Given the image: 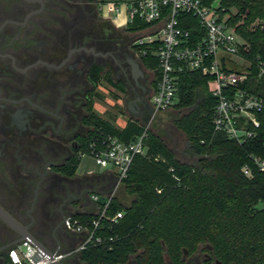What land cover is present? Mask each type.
<instances>
[{"label": "trees", "instance_id": "1", "mask_svg": "<svg viewBox=\"0 0 264 264\" xmlns=\"http://www.w3.org/2000/svg\"><path fill=\"white\" fill-rule=\"evenodd\" d=\"M217 2L225 10L222 14L237 12L230 22L245 41L247 50L241 54L249 64L242 66L249 71L243 89L264 99V79L258 78L257 67L264 63V0H202L206 6ZM179 25L189 31L191 46L203 35L191 15H180ZM122 30L133 36L156 29L138 22ZM139 60L155 92L160 80L158 61L150 56ZM232 66L242 71L238 65ZM91 76L94 97L102 81L123 90L103 68L94 67ZM210 79L201 71L181 74L178 102L168 110L173 112L171 122L185 137L189 161L177 159L163 140L149 131L146 155L134 158L121 182L131 205L125 206L117 198L110 201L92 241L79 252L81 263L128 264L133 259L136 264H184L186 251L188 257L207 254L210 264H264V173L253 160L264 158V113L256 114L260 126L250 128L255 135L244 143L215 133L212 120L217 98L209 91ZM146 120L129 119L118 129L98 117L91 105L81 153H88L92 140L108 135L131 142L142 135ZM79 165V157L69 161L65 175L75 177ZM244 166L251 169V177L244 175ZM100 200L97 214H79L73 220L93 230L92 222L107 198ZM114 217L116 221H111ZM7 262L8 256L4 264Z\"/></svg>", "mask_w": 264, "mask_h": 264}, {"label": "flooded vegetation", "instance_id": "2", "mask_svg": "<svg viewBox=\"0 0 264 264\" xmlns=\"http://www.w3.org/2000/svg\"><path fill=\"white\" fill-rule=\"evenodd\" d=\"M94 67L126 91L129 112L138 104L139 116H149L150 75L132 37L101 16L98 0H0V206L46 246H60L55 232L68 236L62 225L87 214L78 205L93 203V195L83 201L71 189L97 177L70 178L65 170L81 159ZM20 238L0 220V264ZM183 260L211 262L202 253Z\"/></svg>", "mask_w": 264, "mask_h": 264}, {"label": "built area", "instance_id": "3", "mask_svg": "<svg viewBox=\"0 0 264 264\" xmlns=\"http://www.w3.org/2000/svg\"><path fill=\"white\" fill-rule=\"evenodd\" d=\"M110 6L112 15L108 20L114 25L120 13V4L114 2ZM100 10L102 12L101 6ZM224 11L218 2L206 6L202 0H134L127 3L126 28L139 22L156 29L151 34L137 33L131 37L132 47L137 49V59L147 56L157 59L160 80L156 91L150 95L151 111L141 136L129 143L110 135L90 142L86 154L92 156L103 169H114L119 184L127 177L134 158L137 155H146L151 120L177 104L181 74L201 71L210 76L209 91L217 98L212 120L215 133H225L238 143H244L255 135L250 128L260 126L256 114L264 113V99L243 89L249 79V71L233 70L232 64L238 65V59L244 60L241 50L245 52L247 48L237 32V26L230 22L232 15L222 14ZM183 14L191 15L201 26L203 35L194 46L190 45L189 31L179 25V16ZM257 67L258 78L264 79V63L259 62ZM253 160L259 171L264 173V158L254 157ZM243 173L247 177L252 176L248 166L243 167ZM100 199L99 195L92 196V201L98 205L101 203ZM111 200L112 198H107L99 217L93 220V230L84 228L72 219L66 222L68 229L87 232L78 252L84 250L92 241L94 231L106 217ZM111 221H116V217ZM97 242L101 240L98 239ZM37 253L38 250L32 243L20 242L9 249L6 264H34L32 259ZM57 255L58 259L62 256L59 253ZM38 264H52V261L46 257Z\"/></svg>", "mask_w": 264, "mask_h": 264}, {"label": "rangeland", "instance_id": "4", "mask_svg": "<svg viewBox=\"0 0 264 264\" xmlns=\"http://www.w3.org/2000/svg\"><path fill=\"white\" fill-rule=\"evenodd\" d=\"M102 8L101 16L108 20L112 15V9L110 3L117 2L120 4V13L118 14L117 20L114 21V25L118 29H125L127 27V3L134 0H98ZM232 15H236V11L232 10ZM257 23L255 24V26ZM239 69L249 66L245 60L238 59ZM105 70V69H104ZM242 71H244L242 69ZM149 76V75H148ZM96 96L92 103V111L100 118L113 122L116 126H123L129 119H135L131 117V113L127 110L125 101L128 99V95L125 90H120L108 84L106 81H102L96 92ZM172 111L162 112L151 120L149 124V131L158 135L168 148H170L176 155L177 159L187 162L189 161L185 154V137L180 133L173 123L171 122ZM128 119V120H127ZM147 118H139V120ZM148 120L144 121L145 125ZM148 126V125H147ZM105 169L100 167L96 160L89 154H84L80 159V165L78 168V174L80 176L85 175H102ZM82 182H85L83 189H71L72 196L82 195V200H87V196L91 197L94 193H100L105 198H117L125 206H130L132 199L127 195L125 187L118 183L116 178L110 180L109 184L105 187L100 179L92 177H85ZM80 191V192H79ZM74 199V198H73ZM82 203V201H80ZM88 203V202H86ZM78 210L82 213H88L93 211V214H97L99 206L92 208L91 204L78 205ZM62 230L68 232V236L62 234V231L55 232L56 239L60 242L58 248L57 241L53 244L47 245L52 251L64 253V264H83L79 260L78 249L83 244L87 237V232H78L74 229H68L65 224L62 225ZM58 248V250H57ZM195 256V255H194ZM191 256L190 258H192ZM205 258L204 255L199 257L201 262ZM129 264V263H128Z\"/></svg>", "mask_w": 264, "mask_h": 264}, {"label": "water", "instance_id": "5", "mask_svg": "<svg viewBox=\"0 0 264 264\" xmlns=\"http://www.w3.org/2000/svg\"><path fill=\"white\" fill-rule=\"evenodd\" d=\"M132 112L134 113V110L132 109ZM0 220H2L7 226H9L12 230H14L17 234L20 235V239L11 245L9 247L20 243V242H30L32 243L38 250V253L35 255V257L32 259L34 264H38L43 259L48 257L52 264H64L63 259L64 256L62 255L58 259L57 251H52L50 248H48L45 244H43L40 240L36 239L28 230V227L22 226L10 213H8L5 209H3L0 206ZM59 248V246H58ZM57 248V250H58ZM187 252L184 251V255H186Z\"/></svg>", "mask_w": 264, "mask_h": 264}, {"label": "crops", "instance_id": "6", "mask_svg": "<svg viewBox=\"0 0 264 264\" xmlns=\"http://www.w3.org/2000/svg\"><path fill=\"white\" fill-rule=\"evenodd\" d=\"M122 30V29H121ZM133 110H134V113L131 111L130 113H131V117L132 118H135V119H137V118H141L140 116H139V108H138V104H133ZM128 120V119H127ZM108 121V120H107ZM111 122V121H110ZM111 124L114 126V127H116V128H118V129H122L123 127H124V125L126 124V122H125V124L123 125V126H116L113 122H111ZM77 173H78V170H77ZM79 175V174H78ZM80 176V175H79ZM85 176H90V175H85ZM98 179H100V181L104 184V186L103 187H105L106 185H108L109 184V182H110V180H112L113 178H116V176H117V173H116V171L114 170V169H109V170H105V172L102 174V175H95ZM117 179V178H116ZM93 195H99L100 196V198H105L102 194H100V193H94ZM93 202V201H92ZM91 206H92V208H95V206H98V203H91ZM89 214H93V211H90V212H88ZM59 254L60 255H63L64 256V253H60V251H59Z\"/></svg>", "mask_w": 264, "mask_h": 264}]
</instances>
